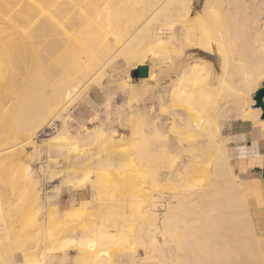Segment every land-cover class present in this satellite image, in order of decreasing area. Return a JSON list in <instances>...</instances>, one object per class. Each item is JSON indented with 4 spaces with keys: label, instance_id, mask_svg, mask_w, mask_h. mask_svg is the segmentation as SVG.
I'll use <instances>...</instances> for the list:
<instances>
[{
    "label": "bare ground",
    "instance_id": "6f19581e",
    "mask_svg": "<svg viewBox=\"0 0 264 264\" xmlns=\"http://www.w3.org/2000/svg\"><path fill=\"white\" fill-rule=\"evenodd\" d=\"M153 47L158 67L164 64L170 77L169 102L161 107L170 114L169 128L157 116L147 132L138 114L129 135L120 139L101 141L99 129L88 133L104 149L125 140L135 166L117 172L105 166L93 186L99 196L119 193L126 201L91 215L88 199L80 198L65 208L62 222L50 215L43 223L51 226L53 240L41 245L40 227L33 226L44 225L23 216L26 209L41 208L40 190L33 180L19 183L26 174L15 168L24 142L58 107H69L90 86L100 85L114 60L135 67ZM197 49L218 55L217 85L196 61L182 72L187 52ZM34 51L47 59L26 77L22 64ZM263 81L264 0H0V147L12 149L0 155V264H17L16 249L36 247L44 253L76 251V264H111L113 245L121 247L118 261L126 264H264V236L255 230L248 188L223 135L232 119L255 117L253 94ZM228 97L233 113L219 110ZM135 99L132 85L130 101ZM182 109L188 111L185 120ZM172 181V200L166 203L149 198L142 187ZM14 193L21 202L10 201ZM125 205L141 218L126 214ZM80 236L91 240L84 243ZM74 243L76 250L69 247Z\"/></svg>",
    "mask_w": 264,
    "mask_h": 264
},
{
    "label": "rangeland",
    "instance_id": "374dc122",
    "mask_svg": "<svg viewBox=\"0 0 264 264\" xmlns=\"http://www.w3.org/2000/svg\"><path fill=\"white\" fill-rule=\"evenodd\" d=\"M145 23L143 22L139 29H142ZM155 53L154 47L146 50L145 61L135 67L128 66L124 59L114 60L107 67L106 76L100 85L90 86L69 107H58L53 114H50L51 116L49 115L43 120V125L41 124L42 126L38 127L39 129L32 134V137L24 142V148L21 150L17 161L18 164L15 162L17 167H14L17 170L14 168V171L23 172L22 176L26 174L24 178L21 176L22 180L20 178L19 183L23 181V184L25 182V184H28V182L33 180L31 181L32 184L36 185L38 191L40 190L42 205L41 208L33 207L24 210L23 216L31 220H38L43 224L52 215L58 222H62L65 208H72L74 205H78L80 198L88 199V208L91 215H95L107 207H113L111 204L113 201H119L120 203L126 201L121 198L122 196L119 193L115 198L105 195L99 196L93 186L95 176L103 171L105 166L112 172H117L125 167L135 166L127 157L125 140L117 141L119 143L117 148L104 149L88 133L99 129L102 133L101 141H106L114 136L120 139L129 135V125L138 114L143 116L146 121L145 129L150 132L152 126L150 118L160 113L161 105L168 104L170 93V77L166 74V66L162 64V67H158L159 62L154 58ZM187 53L190 58L195 56L191 51ZM202 55L206 56L205 53ZM45 57L42 58V55L36 51L28 54L22 64L26 77L30 72L37 70L38 63L47 59ZM206 58L208 57L206 56ZM160 60H162L161 57ZM190 60L193 61L194 59L191 58ZM209 61L214 65V77H220L222 70L218 59L211 58ZM143 64H147L149 67L157 66V68H153L154 76L150 77V73L145 78L132 75V70ZM211 82H213V79ZM132 85L133 88L135 86L139 89V94L133 102L130 101L129 97ZM228 100L229 97L222 100L219 110H223L226 113L225 111L231 108L230 110L233 113L234 108L232 107L234 105ZM231 112L229 111V113ZM162 114L163 118L160 120L165 130H167L171 123L168 120L170 114ZM108 115L111 117V121L108 120ZM109 121L110 123H108ZM219 121L222 123L224 119L219 118ZM229 123L223 128L224 134ZM85 127L87 128L85 129ZM2 147L4 148V146ZM2 147L0 149H3ZM4 149L0 151L2 156L12 151V149L5 151ZM52 171L56 172V175L53 178H49L48 174ZM27 175H32V177L29 178ZM1 180L0 176V183H3ZM173 182L167 187L148 189L149 185L147 183L142 184V187H145L143 188L144 191L150 193L149 198L166 203L172 200L171 194L174 192ZM6 186L8 185L6 184ZM8 188L10 192L12 188L9 186ZM161 191H165V193L163 194ZM10 197V201H13L14 204L21 202V200H17L18 196L16 194H12ZM124 209L126 214H133L134 217L141 218V215L133 212L129 205H125ZM164 209L165 207H160L159 212H163ZM82 224L84 223H73L71 226H82ZM71 226L66 229V232L70 235L73 233ZM39 227L42 238H44L41 245L50 246L53 240V235L50 233L51 226L49 224L48 226H33L34 229ZM58 228L64 229L65 226H59ZM80 238V241L84 243L91 240V237L86 236H80ZM74 245L76 243L69 245V247L76 250L77 248ZM120 250L121 247L117 245L111 246V264H126V262L118 261L117 253ZM65 253L60 250H50L49 253H44L36 247L28 251L16 249L14 257L17 264H76V251ZM139 257H144L143 251L140 252Z\"/></svg>",
    "mask_w": 264,
    "mask_h": 264
},
{
    "label": "crops",
    "instance_id": "0c3cea01",
    "mask_svg": "<svg viewBox=\"0 0 264 264\" xmlns=\"http://www.w3.org/2000/svg\"><path fill=\"white\" fill-rule=\"evenodd\" d=\"M193 53L195 56H192L191 58L194 60L191 61V58L188 55L189 57L184 60L187 64L185 66L183 65L184 67L182 66V72L184 68H190V65L194 64L196 61L200 63L203 69L207 67V69L210 71L211 75L209 83L214 86L217 85L220 77H214V65L211 61H209V59H218L221 66V61L218 55L215 53H205L198 49ZM204 53L209 59L206 58V56H201V54ZM212 79L213 82H211ZM133 89L137 96L139 94V89H137L135 86ZM129 95L131 99L130 92ZM162 106L164 105L160 106V113L156 114V116H153V118H150L151 121L157 116H160L161 119L163 118V114L161 113ZM256 108L257 110H261L257 111ZM252 109L256 110V112H254L256 115L252 113V115H255V117H238L232 119V121H230L227 126L225 134L223 133V135L228 136L229 149L232 156L231 161L235 167V171L245 182L248 188L250 204L249 209L255 230L259 235L264 236V114L261 107L255 106V102L252 105ZM187 113L188 111H183L182 109L181 116L183 120L187 119L185 118L187 117ZM256 117L260 120L256 119Z\"/></svg>",
    "mask_w": 264,
    "mask_h": 264
},
{
    "label": "water",
    "instance_id": "95a60500",
    "mask_svg": "<svg viewBox=\"0 0 264 264\" xmlns=\"http://www.w3.org/2000/svg\"><path fill=\"white\" fill-rule=\"evenodd\" d=\"M150 73V67L147 64L140 65L136 67L135 69L132 70V75L134 77H148ZM255 101V106L256 107H261L263 109V114H264V81L262 86L256 90L254 97Z\"/></svg>",
    "mask_w": 264,
    "mask_h": 264
}]
</instances>
